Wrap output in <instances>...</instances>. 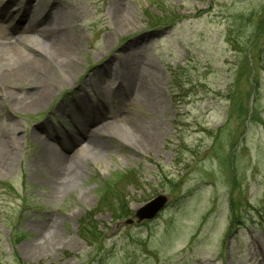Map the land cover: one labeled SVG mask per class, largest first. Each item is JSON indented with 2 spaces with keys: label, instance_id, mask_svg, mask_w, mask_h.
Masks as SVG:
<instances>
[{
  "label": "rangeland",
  "instance_id": "rangeland-1",
  "mask_svg": "<svg viewBox=\"0 0 264 264\" xmlns=\"http://www.w3.org/2000/svg\"><path fill=\"white\" fill-rule=\"evenodd\" d=\"M36 2L39 15L69 19L76 74L48 62L66 85L24 109L31 86L1 78L16 60L0 63V127L14 140L0 174V264H264V0ZM15 31L0 19L3 36ZM23 43L25 55L47 54ZM140 83L158 88V109L123 92ZM125 118L161 125L153 150L133 144ZM81 123L107 126L101 153L81 148L59 180L42 149L62 151ZM158 196L167 204L153 220L116 228Z\"/></svg>",
  "mask_w": 264,
  "mask_h": 264
},
{
  "label": "bare ground",
  "instance_id": "bare-ground-1",
  "mask_svg": "<svg viewBox=\"0 0 264 264\" xmlns=\"http://www.w3.org/2000/svg\"><path fill=\"white\" fill-rule=\"evenodd\" d=\"M4 6L6 8L2 9ZM40 12L36 0H24V2L0 0V19L16 23V31L13 33L12 40L0 33V63L5 59L16 60L18 63L2 73L1 78L19 83L28 82L31 86L30 95L24 99L27 101L24 109L37 108L43 102L51 99L58 89L66 85L49 72L48 62L59 60L60 72L66 78L73 79L76 74L74 65L69 61V55L74 51L76 42L75 38L66 36L69 19L66 20L64 15L61 19L56 13L54 14L56 16L49 19L46 15H39ZM111 13L117 20V28L121 27L120 30H126L131 25V20L123 8L114 6ZM69 14L71 19L73 12L70 11ZM25 41L38 42L35 44L43 46L47 54L33 48H28L32 54H23L19 47ZM123 92L131 98L142 95V99L146 101L147 105L149 104L148 108H151L152 111L160 107V102L154 99L156 94H159L156 86H144L140 83L138 87L132 88L127 85ZM106 97L110 98L108 95ZM74 103L77 106L82 105L81 100H76ZM61 111H67V107L61 108ZM124 120L123 127L125 129L123 128V131L137 148L149 152L156 147L157 140L162 134L160 124L153 122L149 126H145L136 119L125 118ZM93 126L96 124L87 126V128L78 126L76 139L71 135H66L64 139H67L68 142L66 145H62L60 152L54 151L52 147L42 149L41 161L55 178L65 179L67 173H70L72 162L77 160L78 155L84 151L81 148H85L88 150L87 152L101 153L100 150L104 144L102 140H105L101 132L107 126L98 128L96 131L92 128ZM11 136L8 128L0 127V174H5L13 162L11 151L14 140ZM34 137L39 139L37 135Z\"/></svg>",
  "mask_w": 264,
  "mask_h": 264
},
{
  "label": "water",
  "instance_id": "water-1",
  "mask_svg": "<svg viewBox=\"0 0 264 264\" xmlns=\"http://www.w3.org/2000/svg\"><path fill=\"white\" fill-rule=\"evenodd\" d=\"M167 204V199L164 196H158L147 204L138 209L131 219L117 223L116 228L119 226H130L133 223L140 224L143 221H150L154 219L159 212H161Z\"/></svg>",
  "mask_w": 264,
  "mask_h": 264
},
{
  "label": "trees",
  "instance_id": "trees-1",
  "mask_svg": "<svg viewBox=\"0 0 264 264\" xmlns=\"http://www.w3.org/2000/svg\"><path fill=\"white\" fill-rule=\"evenodd\" d=\"M259 58H261V57H259ZM106 186L108 187L109 184L107 183ZM91 223H92V222H87V228H86V229H89V228H90V225H92ZM82 224H83V223H82ZM83 228H84V227H83Z\"/></svg>",
  "mask_w": 264,
  "mask_h": 264
}]
</instances>
